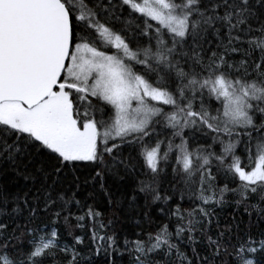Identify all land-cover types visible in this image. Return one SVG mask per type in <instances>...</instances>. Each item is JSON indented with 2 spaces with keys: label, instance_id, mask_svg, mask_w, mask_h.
<instances>
[{
  "label": "snow or ice",
  "instance_id": "obj_1",
  "mask_svg": "<svg viewBox=\"0 0 264 264\" xmlns=\"http://www.w3.org/2000/svg\"><path fill=\"white\" fill-rule=\"evenodd\" d=\"M125 256L264 264V0H0V264Z\"/></svg>",
  "mask_w": 264,
  "mask_h": 264
},
{
  "label": "trees",
  "instance_id": "obj_2",
  "mask_svg": "<svg viewBox=\"0 0 264 264\" xmlns=\"http://www.w3.org/2000/svg\"><path fill=\"white\" fill-rule=\"evenodd\" d=\"M186 200H187V198H186ZM184 206H187L186 202H185ZM218 211H219V209H218ZM231 213H232V208L231 207H225L223 209L222 215L230 216ZM126 261H127V257L125 256V264H126Z\"/></svg>",
  "mask_w": 264,
  "mask_h": 264
}]
</instances>
